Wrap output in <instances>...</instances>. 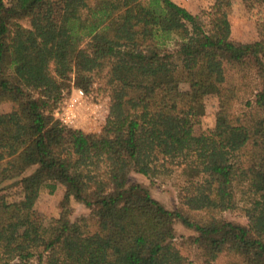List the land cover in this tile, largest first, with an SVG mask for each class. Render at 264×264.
<instances>
[{
	"label": "trees",
	"instance_id": "1",
	"mask_svg": "<svg viewBox=\"0 0 264 264\" xmlns=\"http://www.w3.org/2000/svg\"><path fill=\"white\" fill-rule=\"evenodd\" d=\"M233 4L215 0L206 21L175 0H0V104H13L0 112V264H188L177 221L199 264H264V36L232 37ZM97 80L100 130L64 124V99ZM211 91L215 126L196 134ZM133 171L181 175L179 205ZM58 185L49 226L34 208ZM72 199L89 215L73 219Z\"/></svg>",
	"mask_w": 264,
	"mask_h": 264
},
{
	"label": "rangeland",
	"instance_id": "2",
	"mask_svg": "<svg viewBox=\"0 0 264 264\" xmlns=\"http://www.w3.org/2000/svg\"><path fill=\"white\" fill-rule=\"evenodd\" d=\"M186 6L195 13H200L206 21L216 11L215 0H175ZM232 23V37L243 41H253L264 36V1L234 0L232 13L230 15ZM74 89V88H73ZM72 89V92H73ZM88 98L81 105L80 121L86 123V131H99L105 123L108 113L110 95L107 88L100 80L87 92ZM69 98L66 97L65 100ZM62 104V105H63ZM61 105V106H62ZM13 107L12 102L0 104V112H6ZM218 110V97L214 92H209L205 98V114L195 117L194 131L200 134L215 126L216 111ZM131 182H140L149 186L152 195L159 199L167 208L174 209L179 205L178 191L183 182L179 174L159 177L155 182L135 171L130 174ZM15 189H18L17 187ZM64 187L58 185L55 192L51 193L43 189L34 208V218L49 226H56L62 210ZM73 208L72 218L76 219L82 215H89V208L75 200H71ZM225 216L233 221L246 223V218L240 212H228ZM177 241L182 244L184 253L189 258L188 264H199L200 251L193 245L182 242L195 232L188 229L180 221L176 222Z\"/></svg>",
	"mask_w": 264,
	"mask_h": 264
},
{
	"label": "built area",
	"instance_id": "3",
	"mask_svg": "<svg viewBox=\"0 0 264 264\" xmlns=\"http://www.w3.org/2000/svg\"><path fill=\"white\" fill-rule=\"evenodd\" d=\"M88 98V93L82 89L75 87L69 98L57 110L56 116L66 125L86 130V123L81 119V105Z\"/></svg>",
	"mask_w": 264,
	"mask_h": 264
},
{
	"label": "crops",
	"instance_id": "4",
	"mask_svg": "<svg viewBox=\"0 0 264 264\" xmlns=\"http://www.w3.org/2000/svg\"><path fill=\"white\" fill-rule=\"evenodd\" d=\"M243 41V40H242ZM86 131V130H85Z\"/></svg>",
	"mask_w": 264,
	"mask_h": 264
}]
</instances>
